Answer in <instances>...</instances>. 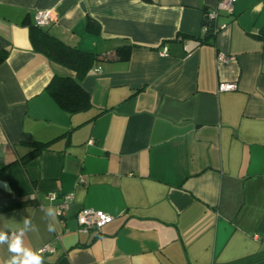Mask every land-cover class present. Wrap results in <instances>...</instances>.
Returning <instances> with one entry per match:
<instances>
[{"label": "crops", "instance_id": "1", "mask_svg": "<svg viewBox=\"0 0 264 264\" xmlns=\"http://www.w3.org/2000/svg\"><path fill=\"white\" fill-rule=\"evenodd\" d=\"M217 3L0 0V231L53 245L44 264H264V0H236L205 32ZM40 11L95 55L83 110L46 89L75 72L34 48ZM82 208L112 219L79 231Z\"/></svg>", "mask_w": 264, "mask_h": 264}, {"label": "trees", "instance_id": "2", "mask_svg": "<svg viewBox=\"0 0 264 264\" xmlns=\"http://www.w3.org/2000/svg\"><path fill=\"white\" fill-rule=\"evenodd\" d=\"M212 31V29H210ZM34 48L50 60L75 72L74 77L54 75L47 85V91L54 101L68 113L83 110L89 106L88 93L82 88L80 79L94 64L95 55L69 46L45 31L43 27L32 26L29 30ZM124 55L127 48L121 49ZM2 58V57H0ZM44 144H34L27 157L36 155Z\"/></svg>", "mask_w": 264, "mask_h": 264}, {"label": "built area", "instance_id": "3", "mask_svg": "<svg viewBox=\"0 0 264 264\" xmlns=\"http://www.w3.org/2000/svg\"><path fill=\"white\" fill-rule=\"evenodd\" d=\"M236 0H218L217 7L214 11L208 12L207 16L208 19H212L217 21V18L219 17V12L224 11L226 14L231 15L233 12V5ZM49 12L48 11H40L36 16V22L35 24L38 27H45L49 24ZM225 27V24L223 23H216L213 28L214 29H220ZM213 28H211L213 30ZM203 30L208 32L210 30L209 26L207 24L204 25ZM161 54L165 55V52L163 51ZM100 71V69H98ZM236 86L235 84H220L218 86V90H231L234 89ZM78 184L86 183V180L84 177H80L78 179ZM30 198H34V194L30 195ZM50 201L55 200V195L51 194L47 197ZM73 199L72 193H65L61 196L60 200L56 203V208L58 213L63 214L65 210L68 209L70 201ZM112 217L109 214H106L102 211H96L90 208H82L76 213V221L78 224V230L79 231H89V230H95L99 231L105 224H107ZM55 247L51 244L43 245L38 251L41 254H53L55 252Z\"/></svg>", "mask_w": 264, "mask_h": 264}, {"label": "clouds", "instance_id": "4", "mask_svg": "<svg viewBox=\"0 0 264 264\" xmlns=\"http://www.w3.org/2000/svg\"><path fill=\"white\" fill-rule=\"evenodd\" d=\"M7 188V184L3 185ZM25 221V225L29 224ZM23 231L19 230L11 234V236L4 231H0V244H8V252L10 256L4 261V264H44L42 254L38 250L27 248L23 244ZM53 231L49 227V232Z\"/></svg>", "mask_w": 264, "mask_h": 264}, {"label": "water", "instance_id": "5", "mask_svg": "<svg viewBox=\"0 0 264 264\" xmlns=\"http://www.w3.org/2000/svg\"><path fill=\"white\" fill-rule=\"evenodd\" d=\"M206 24L209 26V28H213V26L216 24V19L215 20H212V19H208V16H207V20H206Z\"/></svg>", "mask_w": 264, "mask_h": 264}]
</instances>
